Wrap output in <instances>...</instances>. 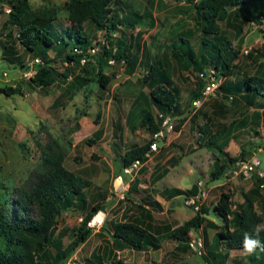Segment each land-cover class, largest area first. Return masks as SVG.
Here are the masks:
<instances>
[{
  "label": "rangeland",
  "instance_id": "rangeland-1",
  "mask_svg": "<svg viewBox=\"0 0 264 264\" xmlns=\"http://www.w3.org/2000/svg\"><path fill=\"white\" fill-rule=\"evenodd\" d=\"M28 2L32 10L56 7L58 15L54 20L55 25L59 29L70 25L66 8L68 0ZM114 7H117L123 20L129 17L130 11L139 13L144 10L150 11L147 23L134 28H123L125 41L134 44L132 52L142 60L147 58L150 63L162 62L163 67L170 71V80L176 86L177 95L181 99L182 114L174 115L176 128L166 137L165 142L159 141L160 151L149 158L147 168L135 174L136 178L142 177V185L139 183L137 188L142 192L146 187L153 198L156 195L165 196L162 190L170 186L191 190L195 185V194L199 186L206 192L201 199L197 198L199 209L186 204L184 195L172 196L169 200L160 197L161 200L158 201L163 209H153V226L180 225L197 211L206 208L208 211L201 214L204 219L202 225L191 230L189 238H200L204 244H208L216 232L224 229V224L214 207L221 192L225 191L231 195L233 208L241 203L246 204L244 196L247 194L253 200L257 213L264 217V187L257 182V177L264 176L263 123L256 129L248 125L241 130H234L223 148L233 157L239 156L244 150L245 160L252 158L259 160L260 165L259 167L257 165L258 168L252 175L245 176L237 167L230 164L219 178L211 177L210 172L214 164L221 161L223 154L216 147L203 144L210 135L201 134V126L209 119L207 122L211 124L213 134L223 128L225 123L228 124L246 115L251 116L254 107L248 106L244 98L232 103L229 99L213 97L198 107L191 102L190 92L197 85L199 70L182 67V60L173 53V47L180 44L179 37L184 35L191 42L182 43L181 51L193 46L197 53L200 46V31L195 21L196 13L193 6L175 0H116ZM9 8H11L9 1L0 4V88L19 85L21 92L7 95L0 93V185L12 188L26 184L39 168L41 146L49 138H55L68 150L64 159L66 168L92 179L93 184L85 190L90 207L100 201L96 198L97 192L106 194L105 200H102L103 208L100 210L104 217L105 229H111L113 222L124 219L123 215L130 218L137 216L141 209L134 201H137L139 195L131 192L133 201L127 200L121 197L122 194L115 192L113 184L116 174L122 171V156L130 145L143 144L150 138L149 126L141 122L143 112L148 110L153 119L158 112L151 103L144 102V97H149L150 87L142 77L149 67L140 63L132 71L122 60L108 62L103 67L104 73L111 75L112 80L106 89L100 88L93 79L69 103L64 101L54 106V100L61 96L62 83H54L44 89L31 86L24 72L34 68L32 64L34 57L25 52L19 44L17 48L21 62L3 58V47L10 43L9 32L13 35L17 32V27L8 20ZM258 9L259 6L247 5L246 8H238L245 17L237 15L238 18L235 20L234 16L230 15L219 21L221 30L229 35L236 46L239 45V37L242 41L235 72L229 76L231 79H234V76L239 79L248 74L252 75L264 64V30L255 24L252 25L251 22L254 19V12ZM87 26L88 23L85 22L83 27ZM119 28L113 35L120 36ZM89 31L97 51L90 56L89 64L85 65L93 66L95 69L97 61L100 62L103 54L102 45L107 44L108 40L101 31L96 32L92 26H88L87 33ZM94 32L95 39L92 36ZM138 42L141 46L145 44L143 50L141 47L136 49ZM49 54L53 55L54 52L50 50ZM64 64L58 63L61 70ZM219 78L223 82L224 77L219 74ZM193 115L195 117L191 119ZM99 130L102 134L97 136ZM89 137L93 140H88ZM156 163L169 166V172L165 178L150 184V173ZM123 176L125 182H133L130 176L126 174ZM143 183H147V186ZM125 193L126 191L123 195ZM86 212L87 210L73 209L63 212L57 228L61 229L64 226L70 229L79 226ZM110 236L106 230L93 232L65 264H86L90 252L97 248L101 252L103 241L109 242ZM71 238L72 234L63 235V245H67ZM220 252L215 259L208 257L210 264H250L248 254L242 249L229 250L223 243ZM117 254L126 264H208L192 249L179 251L177 241L173 239L163 240L158 250L151 249L145 252L130 249L126 252L117 251ZM109 261L110 259L106 264H109Z\"/></svg>",
  "mask_w": 264,
  "mask_h": 264
},
{
  "label": "trees",
  "instance_id": "trees-1",
  "mask_svg": "<svg viewBox=\"0 0 264 264\" xmlns=\"http://www.w3.org/2000/svg\"><path fill=\"white\" fill-rule=\"evenodd\" d=\"M5 1L11 4L8 20L17 27V32L15 35L9 32L10 43H6L3 47V58L21 62L17 44L34 58L39 57L41 62H34L33 67L36 71L28 78V81L31 86L42 89L54 83H62L61 96L54 100V106L64 101L69 103L93 79L100 88L106 89L112 77L104 73L103 67L110 58H113L124 61L132 71L140 63L149 67L142 77V80L146 81L150 87L146 101L164 115L182 114L181 99L177 95L176 86L170 80V71L164 68L160 61L150 63L147 58L142 60L132 52L134 44L125 41L123 28H134L147 23L146 19L150 11L144 10L142 13L130 11L129 17L123 20L117 7H114L116 0H68L66 8L70 25L59 29L54 23L58 15L56 7H40L32 10L28 0H0V4ZM175 1L193 6L196 13L195 21L200 31V46L197 53L193 46L181 51L182 43L191 42L184 35L179 37L180 44L173 47V53L182 60V67L187 69L192 67L200 71L205 70L207 65H211L224 77L219 86V90L225 95L224 100L229 99L232 103H237L239 98H244L248 106L254 107L251 116L246 115L228 124L225 123L223 128L216 130L213 134H211V124L207 122L209 119L205 121L204 126H201V134L210 135L203 144L208 147L214 146L223 154L221 161H217L210 172L211 177L217 179L225 172L228 165L237 160H245L246 151L243 150L239 156L233 157L223 149L234 130H241L248 125L256 129L262 123L264 124V64L252 75L248 74L239 79L237 76H234V79L229 78L235 72L242 41L239 37V45L236 46L229 35L221 30L219 21L230 15L234 16L235 20L238 18L237 15L245 17L238 8H246L247 5L259 6L253 15L256 19L258 12L264 8V0ZM85 22L96 32L101 31L108 40L107 44L102 45L103 54L100 62L97 61L95 69L93 66H86L89 61L85 63L86 65L80 64L81 55L72 51L75 46L84 51L88 45L94 43L91 40L90 31L87 33L88 26L83 27ZM118 28L121 33L119 37L113 35ZM92 36L95 39V32ZM144 46L145 44L141 46L138 42L136 49L141 47L143 50ZM50 50L54 52L53 56L49 55ZM59 62L65 63L62 70L58 65ZM196 84L194 90L190 92L191 102L202 96L203 80L197 78ZM20 92L19 85L0 88V93L6 95ZM194 117L195 115L191 119ZM160 121L159 118L153 119L148 110L143 112L141 117L142 124H147L150 131L160 128ZM100 134L102 132L97 131L96 135ZM88 140L93 138L89 137ZM149 144L150 139L143 144L130 145L122 156V167L135 160L146 161ZM41 149L39 168L26 184L12 188L0 185V264H65L85 243L89 235H92V229L87 226V222L94 213L103 208L102 200H105L106 194L102 192L96 194V198L100 201L90 207L85 190L93 184L92 179L66 168L64 159L68 150L62 142L49 138ZM169 168L156 163L150 173V184L164 178ZM144 169L143 167L142 171ZM258 181L260 186L264 185V176L257 177ZM140 182L139 179H135L124 194L125 199L132 201L131 192L139 195L134 203L141 209L140 213L132 218L123 215L124 219L113 222L111 229H105L102 226L101 230H106L111 235L112 243L107 244L101 252L98 248L94 249L86 259V264H106L108 259H110L109 264H126L118 257L116 249L128 247L138 251L158 250L165 239L176 240L179 251L191 249L188 245L191 230L202 225L204 219L201 214L206 213L208 209L197 211L180 225L166 224L163 227H155L152 224V210H162L163 207L146 187L140 192L137 188ZM253 190L257 192L256 189ZM162 192L167 199L179 195L189 196L195 194L196 186L193 185L191 190L170 186L164 188ZM244 200L246 204L241 203L233 208L230 193L221 192L214 209L223 222L224 229L216 232L210 242L205 244L206 254L202 255L203 259L208 260V257L215 259L218 254H221L220 248L223 243L229 250L242 249L243 234L251 233L258 225L264 227L262 225L264 217L257 213L253 200L247 194ZM69 209L87 210V212L83 215L79 226L70 229L63 226L58 229L61 214ZM70 234L72 238L64 246L62 236ZM257 238L264 242V231H261ZM248 259L250 264H264V251L257 250L252 255H248Z\"/></svg>",
  "mask_w": 264,
  "mask_h": 264
},
{
  "label": "built area",
  "instance_id": "built-area-1",
  "mask_svg": "<svg viewBox=\"0 0 264 264\" xmlns=\"http://www.w3.org/2000/svg\"><path fill=\"white\" fill-rule=\"evenodd\" d=\"M9 10V9H8ZM258 17L252 21V25H257L259 28H262L264 30V9H262L260 12H258ZM72 51L76 54H80L81 57L79 59L80 64H85L87 61H89L90 54L96 53L97 49L95 48L94 44L88 45L86 50H82L81 48L75 46L72 48ZM34 62H41L39 57H35L33 60ZM109 63H114V59L110 58L108 60ZM36 69L31 68L29 71L24 72V76H32ZM219 73L217 72L216 68L206 67L204 70L198 71L197 78H200L204 82V86L202 89V96L193 101V105L198 107L202 103L208 101L212 97H215L217 99H224L225 95L221 90H219V86L221 84V80L219 78ZM232 99V96H230ZM160 119V128H158L156 131H152L150 134V144H149V151L147 153V159L148 162L151 156H154L157 152L160 151L159 141L163 140L165 142V139L168 135H170L172 132H174L176 128V123L174 122V116L171 115H164L161 112H157V119ZM144 161V162H146ZM142 161L135 160L129 165H125L122 167V171L116 174L115 182L113 184V188L115 192H119L121 197H123V193L128 190L129 183L125 182V177L123 174H126L131 177V180L135 179V174L139 171L141 166L143 165ZM260 161L256 160V158H252V160H241L236 161L233 165L234 167H237L239 169V172H241L245 176H251L252 172L258 168ZM119 182V183H117ZM199 190L196 194L187 196L184 198L185 203L189 204L191 206H195L197 208L200 207L199 199H201L203 196L206 195V192L201 189V187H198ZM199 197V199H197ZM197 199V200H196ZM104 217L101 211H97L94 213L90 219L87 222V226L91 227L92 232H97L101 226L103 225ZM188 245L190 248L196 252L199 253L201 256L205 254V247L204 242L200 238L191 237L188 239ZM209 264V263H208Z\"/></svg>",
  "mask_w": 264,
  "mask_h": 264
},
{
  "label": "clouds",
  "instance_id": "clouds-1",
  "mask_svg": "<svg viewBox=\"0 0 264 264\" xmlns=\"http://www.w3.org/2000/svg\"><path fill=\"white\" fill-rule=\"evenodd\" d=\"M264 9V8H263ZM262 10V9H261ZM260 10V11H261ZM259 14V13H258ZM254 20V19H253ZM252 22V21H251ZM157 119V115H156V118ZM158 120V119H157ZM152 131H150V134H151ZM150 139V138H149ZM237 161H241V160H237ZM147 162V161H146ZM236 162V161H235ZM233 162L232 165L235 163ZM143 165H145V162L143 163ZM142 165V166H143ZM260 165V164H259ZM141 166V167H142ZM259 167V166H258ZM141 169V168H140ZM139 169V170H140ZM122 170V168H121ZM135 177V176H134ZM133 181V180H132ZM130 185V183H129ZM264 186V185H262ZM129 189V188H128ZM128 190H126L127 192ZM193 195V194H191ZM190 196V195H189ZM187 197V196H184V198ZM124 198V196H123ZM199 209V208H198ZM99 211V210H98ZM103 226V225H102ZM101 226V228H102ZM100 228V229H101ZM100 229L97 231V232H100ZM261 231H264V227L262 226H256L253 231L251 233L249 232H245L243 234V239H242V251L245 252L246 254L248 255H252L253 253H255L257 250H262L264 251V242H262L260 239H258L257 237H259ZM97 232H94V233H97ZM204 247H205V244H204ZM206 254V252H205ZM208 263L209 261L206 260ZM210 264V263H209Z\"/></svg>",
  "mask_w": 264,
  "mask_h": 264
},
{
  "label": "crops",
  "instance_id": "crops-1",
  "mask_svg": "<svg viewBox=\"0 0 264 264\" xmlns=\"http://www.w3.org/2000/svg\"><path fill=\"white\" fill-rule=\"evenodd\" d=\"M49 52H50V51H49ZM49 52H48V53H49ZM49 55H50V54H49ZM53 55H54V54H53ZM53 55H50V56H53ZM144 98H145L144 102H146L147 98H146V97H144ZM143 167H144L145 169L147 168V162H145V165H143V166L141 167V169L139 170L140 172H143V171L145 170V169H144V170L142 171ZM164 178H165V177H164ZM135 179H139V180L141 181V182H140L141 184H139V185H142V180H141L142 177H137V178L135 177ZM135 179H134V180H135ZM162 179H163V178H162ZM134 180H133V181H134ZM143 184H144L145 186H147V183H143ZM168 188H169V187H168ZM156 197H157V198H156ZM160 197H161V198H164V200H169V199H167L165 196H162V195H161V196H159V195H158V196H157V195L154 196V198H155L157 201L160 199ZM160 200H161V199H160ZM152 213H153V210H152ZM103 232H105V231H103ZM108 233H109V232H108ZM108 239H110V238H108ZM109 242H110V243H109ZM109 242H107L106 240L103 241V249H105V246H106L107 244H111V243H112V240L110 239ZM109 247H110V245H109ZM130 249H131V248L125 247V248H122V249H120V250L116 249V251H118V252H120V251H121V252H126V251H128V250H130ZM77 250H78V249H77ZM77 250H76V251H77ZM144 251H145V250H144ZM147 251H148V250H146L145 252H147ZM90 253H91V252H90ZM85 262H86V261H85Z\"/></svg>",
  "mask_w": 264,
  "mask_h": 264
},
{
  "label": "water",
  "instance_id": "water-1",
  "mask_svg": "<svg viewBox=\"0 0 264 264\" xmlns=\"http://www.w3.org/2000/svg\"><path fill=\"white\" fill-rule=\"evenodd\" d=\"M56 218L58 219V216Z\"/></svg>",
  "mask_w": 264,
  "mask_h": 264
}]
</instances>
